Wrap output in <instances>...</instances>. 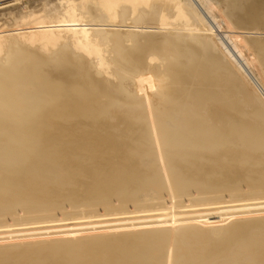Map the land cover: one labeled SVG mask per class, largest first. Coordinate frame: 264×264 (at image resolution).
Masks as SVG:
<instances>
[{
    "label": "bare ground",
    "instance_id": "1",
    "mask_svg": "<svg viewBox=\"0 0 264 264\" xmlns=\"http://www.w3.org/2000/svg\"><path fill=\"white\" fill-rule=\"evenodd\" d=\"M14 1L0 264H264V0Z\"/></svg>",
    "mask_w": 264,
    "mask_h": 264
},
{
    "label": "rangeland",
    "instance_id": "2",
    "mask_svg": "<svg viewBox=\"0 0 264 264\" xmlns=\"http://www.w3.org/2000/svg\"><path fill=\"white\" fill-rule=\"evenodd\" d=\"M28 1H30V2H28ZM37 1H38V0H35V1H34V0H33V1H32V0H26V3H27L28 5H31L32 7H34V6H35V2H36V5H37V6L39 5V4H38L39 1H38V3H37ZM14 2H15L14 0H0V9L2 10V8H4V7H5V8H8V6H9L10 9H11L12 6H14V7H12V8H15L16 4H12V3H14ZM31 2H32V3H31ZM2 4H3V6H2ZM8 4H9V5H8ZM32 4H33V5H32ZM7 5H8V6H7ZM6 6H7V7H6ZM1 10H0V14H1V12H3V11H1ZM3 10H4L5 13L8 12V11H6L7 9H6V10L3 9ZM1 15H2V14H1ZM1 15H0V22H1L2 19H4V18H2V17H6V18H7V16H8V15L6 16L4 13H3L2 16H1ZM4 20H5V19H4ZM2 22H3V21H2ZM2 22H1V23H2Z\"/></svg>",
    "mask_w": 264,
    "mask_h": 264
}]
</instances>
